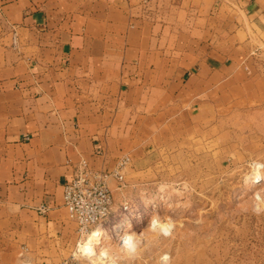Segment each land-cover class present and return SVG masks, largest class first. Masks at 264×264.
<instances>
[{"label": "crops", "instance_id": "crops-1", "mask_svg": "<svg viewBox=\"0 0 264 264\" xmlns=\"http://www.w3.org/2000/svg\"><path fill=\"white\" fill-rule=\"evenodd\" d=\"M187 6L0 0V236L28 264H61L73 246L62 191L80 162L106 171L127 159V179L168 145L176 113L185 144L224 92L264 103V76L248 82L240 57L264 33V0L229 26Z\"/></svg>", "mask_w": 264, "mask_h": 264}, {"label": "rangeland", "instance_id": "rangeland-1", "mask_svg": "<svg viewBox=\"0 0 264 264\" xmlns=\"http://www.w3.org/2000/svg\"><path fill=\"white\" fill-rule=\"evenodd\" d=\"M253 2L184 0L183 10L202 23L210 16L229 26ZM207 24L214 27L215 19ZM248 46L241 69L254 85L264 76V33ZM249 93L224 92V105L207 113L206 133L193 129L185 144L182 115L176 113L165 149L155 152L147 170L123 179L122 187L110 181L109 218L86 234L76 232L61 264H264V103L253 89ZM123 221L129 229L114 236ZM169 228L170 235H163ZM94 230L110 239L86 252ZM128 238L132 247L124 246ZM22 250L0 236V264H28Z\"/></svg>", "mask_w": 264, "mask_h": 264}, {"label": "built area", "instance_id": "built-area-1", "mask_svg": "<svg viewBox=\"0 0 264 264\" xmlns=\"http://www.w3.org/2000/svg\"><path fill=\"white\" fill-rule=\"evenodd\" d=\"M127 159L117 162L110 171L91 169L85 161L80 162L74 177L63 186V206L69 220L76 223L77 233L86 234L92 227H101L111 213L112 196L110 181L123 186V171Z\"/></svg>", "mask_w": 264, "mask_h": 264}, {"label": "bare ground", "instance_id": "bare-ground-1", "mask_svg": "<svg viewBox=\"0 0 264 264\" xmlns=\"http://www.w3.org/2000/svg\"><path fill=\"white\" fill-rule=\"evenodd\" d=\"M125 227H126L125 221H123L122 223L117 225L113 230L114 236L119 237V234H120V233H118L119 230H120V232L121 231L125 232V230L129 229V226L127 227V229ZM109 239H110V236L108 234H105L104 232H101L99 230H94L89 234L88 238L86 239V241L84 243L83 250L86 252L94 251L96 248L95 245L98 244L99 240L108 241ZM124 246L125 247H132L133 246L132 240L130 238H128V240H125Z\"/></svg>", "mask_w": 264, "mask_h": 264}, {"label": "clouds", "instance_id": "clouds-1", "mask_svg": "<svg viewBox=\"0 0 264 264\" xmlns=\"http://www.w3.org/2000/svg\"><path fill=\"white\" fill-rule=\"evenodd\" d=\"M257 211H259V210H257ZM170 233H171V229L169 228L167 231L163 232L162 234L163 235H170Z\"/></svg>", "mask_w": 264, "mask_h": 264}]
</instances>
